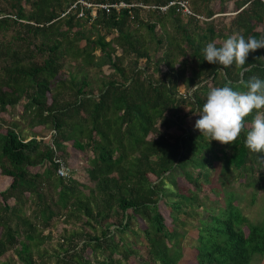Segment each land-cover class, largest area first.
Here are the masks:
<instances>
[{"label": "trees", "instance_id": "trees-1", "mask_svg": "<svg viewBox=\"0 0 264 264\" xmlns=\"http://www.w3.org/2000/svg\"><path fill=\"white\" fill-rule=\"evenodd\" d=\"M75 1L0 0V264H260L264 0Z\"/></svg>", "mask_w": 264, "mask_h": 264}, {"label": "rangeland", "instance_id": "rangeland-1", "mask_svg": "<svg viewBox=\"0 0 264 264\" xmlns=\"http://www.w3.org/2000/svg\"><path fill=\"white\" fill-rule=\"evenodd\" d=\"M212 7L216 10V8L218 7L216 1H215L214 4H212ZM229 7L231 8V5H229ZM184 13H181V14L182 15H186V13L185 14ZM231 14H233V13L232 12H227V13H224V14H216V15L228 16V15H231ZM75 67H76V62H73L71 60H66L65 63H64V67L62 69H63V72H68L69 71V72H74L75 73V71H76ZM103 69H106V68H103ZM106 71H104L105 74H106ZM95 76L96 75L94 73L90 72L89 76H88L89 80L94 79ZM185 108H184L185 110H188L187 107H185ZM186 120L188 121V123H187V125H185V127L192 128L193 130H195V126H197L200 123V120L197 118V114L196 113H191L190 115H188ZM10 122H12V123L15 122L16 127H17L16 131L18 133H21L22 135H24L25 138L27 137V139H29V132H30L29 127L27 125H25V123L22 122L21 120H19L18 118L16 119V117H13L12 120H8V118H7L5 123L0 121V132L4 131L6 129V126ZM38 131H39V133H38L37 140H39L40 138H42L44 140V142H47L48 140H50L49 139V132H50L49 128L46 127V128H43V129H39ZM68 161H69L68 162L69 163L68 166L71 169L75 170L77 172V174H79L80 176L85 175V173L83 172L84 162L80 161L77 156H70ZM81 162H83V163H81ZM3 186L4 187L6 186L5 182H3V184H2V187ZM263 195H264V189L260 190L258 192L257 196L259 198V202L253 207L252 210L247 212L248 213V218H249L250 221L252 220V221L255 222L256 219L260 220V219L264 218L263 216H260V214L256 212L257 208H261L262 205H264V197H263ZM195 236H196V230L195 229H190L188 231V233H187V236H186V240H185L186 245H184V248H183V252L184 253H183V258L180 261V264H194L195 250L191 246V242L194 240ZM50 245H47V248H49ZM260 264H264V259H262Z\"/></svg>", "mask_w": 264, "mask_h": 264}, {"label": "built area", "instance_id": "built-area-1", "mask_svg": "<svg viewBox=\"0 0 264 264\" xmlns=\"http://www.w3.org/2000/svg\"><path fill=\"white\" fill-rule=\"evenodd\" d=\"M174 4H175V2H169L166 6L161 7L160 9L165 10L166 8L173 6ZM177 4L181 8L182 13L185 12L186 15H192V13L190 12V10L188 9V7L186 6V4L184 2H178ZM124 6H125V4H123V3L107 5V4H92V3L85 1V0H76L63 13H61V17L65 16L66 14H68L71 11L73 12V11L78 9V12L76 14V16L78 18L85 17V15L87 14L86 13L87 10H89V15L91 16V18H93V17H95L96 11L98 9H104L105 12H108L110 8L119 9L120 7H124ZM199 18H201V17H199ZM53 162L57 165L56 174L59 177L67 178L69 176V169H68L66 163L63 161V159L60 157H55L53 159Z\"/></svg>", "mask_w": 264, "mask_h": 264}, {"label": "bare ground", "instance_id": "bare-ground-1", "mask_svg": "<svg viewBox=\"0 0 264 264\" xmlns=\"http://www.w3.org/2000/svg\"><path fill=\"white\" fill-rule=\"evenodd\" d=\"M15 68H16V66H15ZM18 70V69H17ZM20 71V70H19ZM26 77V76H25ZM221 103V102H220ZM199 104V103H198ZM200 106V105H199ZM207 127V126H206ZM231 127V126H230ZM199 128V127H198ZM96 138V137H95ZM101 138V137H100ZM99 139V138H98ZM102 139V138H101ZM91 141V140H90ZM100 141V140H99ZM102 144V143H101ZM90 145V144H89ZM92 151V150H91ZM218 164V163H217ZM255 166V165H254ZM236 167V166H235ZM190 170V169H189ZM250 170V169H249ZM198 171V170H197ZM191 172V171H190ZM202 173V172H201ZM205 173V172H204ZM208 175V174H207ZM217 175V174H216ZM231 177V176H230ZM233 177V176H232ZM237 178V177H236ZM221 179V178H220ZM222 180V179H221ZM62 185V184H61ZM62 187V186H61ZM64 187H66V186H64ZM200 187V186H199ZM60 190V189H59ZM56 191V190H55ZM63 193V192H62ZM205 193V192H204ZM203 193V194H204ZM206 195V194H205ZM232 201V200H231ZM159 202V201H158ZM230 202V201H229ZM171 203V202H170ZM190 204V203H189ZM157 205V204H156ZM161 207V206H160ZM209 211H211V210H209ZM208 212V211H207ZM210 213V212H209ZM189 214V213H188ZM210 214H212V213H210ZM145 216V215H144ZM214 216V215H213ZM149 219V218H148ZM152 221V220H151ZM203 222H205V220L203 221ZM208 225V224H207ZM180 226V225H179ZM182 226V225H181ZM212 226V225H211ZM160 227V226H159ZM218 229V228H217ZM147 231V230H146ZM166 234H167V232H166ZM195 241V240H194ZM224 242V241H223ZM188 247V246H187ZM221 249V248H220ZM213 250V249H212ZM213 252H215V251H213ZM184 253V252H183ZM208 256H210L209 254H208ZM208 258V257H207ZM211 258V257H210ZM215 260V259H214ZM204 263H205V261H204ZM209 264V263H208Z\"/></svg>", "mask_w": 264, "mask_h": 264}]
</instances>
